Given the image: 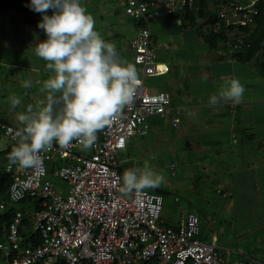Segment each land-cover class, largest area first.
I'll return each mask as SVG.
<instances>
[{"label": "built area", "instance_id": "1", "mask_svg": "<svg viewBox=\"0 0 264 264\" xmlns=\"http://www.w3.org/2000/svg\"><path fill=\"white\" fill-rule=\"evenodd\" d=\"M255 2L229 3L217 10L213 31L217 32L221 23L251 25L257 14ZM194 7L195 0H164L161 6L154 1L125 0L124 15L138 22L129 48L143 82L140 92L133 104L125 108L120 120L97 134L95 144L88 149L90 155L76 152L82 146L73 141L68 149L54 145L50 151L41 153L43 172L5 167V172L13 176L8 204H17L25 197L39 198L42 208L32 215V229L40 235V243L35 247L23 246L19 230L23 215L15 212L0 239L3 264H259L249 259L231 262L220 256L215 235L211 243L200 241L199 219L194 214H188L175 226H163L160 195L143 189L124 199L119 191L118 154L126 149L131 137L145 136L149 118H164L171 104L168 92L151 93L144 85L145 78L161 77L169 72L167 64L156 60L148 23ZM181 22L177 19L178 25ZM242 46L243 40L237 39L233 52ZM178 123V117L172 116V127L177 128ZM1 128L4 137L16 143L13 137L18 129ZM54 160L65 163L58 165ZM52 161L56 166L49 172L47 163ZM169 170L174 175V164ZM49 177L68 184L65 196L56 192ZM4 207L1 203L0 211ZM226 255L230 252L226 251Z\"/></svg>", "mask_w": 264, "mask_h": 264}, {"label": "rangeland", "instance_id": "2", "mask_svg": "<svg viewBox=\"0 0 264 264\" xmlns=\"http://www.w3.org/2000/svg\"><path fill=\"white\" fill-rule=\"evenodd\" d=\"M81 3L94 17L96 30L104 40L114 43L119 56L133 63V52L128 43L135 34V24L138 22L124 15V0H81ZM12 19H15L14 24ZM169 21L154 18L148 23L153 36L157 37V45H153L157 62H165L173 68L176 65L183 70L189 66L195 72L198 67L209 64L208 50L195 31L174 25L167 27ZM194 40L200 41L202 46L194 49L188 46ZM43 41L33 28L23 24L20 15L4 10L0 16V119L19 128L18 113L25 112L29 105L46 103V93H42L41 88L51 73L46 70V62L34 52L35 45ZM167 43L168 49L172 45L174 48L168 50L171 55L165 60L160 57L165 52L162 46ZM179 44L181 48L177 51ZM197 54L199 58L195 59ZM177 76L145 78L144 85L151 93L171 92L174 104L177 101L173 90L186 91L191 86L203 89L199 85L205 81L200 80L202 78L198 74L191 73L190 76L196 78L192 81H180ZM29 80L32 82L31 88L22 87V83ZM12 95L20 97L22 101L15 109L8 99ZM198 108L191 112L189 108L182 110L177 128L172 127V113L166 114L164 119L151 117L148 120V134L131 137L126 149L117 156L121 184L126 169L142 168L144 162L148 161L153 170L164 176V182L158 188H145L163 198L160 218L163 226H174L188 214H194L199 219V240L211 243L212 235H215L220 256L231 262L249 259L264 264V188L253 193L249 185L233 190L231 185L221 183L220 179L230 169L229 161L209 153L210 150H217V145H208L207 148L202 145L211 135V130L205 127L210 120ZM190 120L192 125H189ZM9 145L10 142L0 135V151ZM76 152L90 155V151L82 147L76 148ZM171 164H174V175L169 170ZM5 166L6 161L0 159V168ZM14 168L18 166L14 165ZM49 181L57 193L62 196L67 194L69 186L66 182L53 177H49ZM217 191L226 195L222 196ZM120 194L124 199L130 198V194ZM254 194L261 196L260 201L256 197L253 199ZM226 251L230 252L229 256ZM0 264H3L2 259Z\"/></svg>", "mask_w": 264, "mask_h": 264}, {"label": "clouds", "instance_id": "3", "mask_svg": "<svg viewBox=\"0 0 264 264\" xmlns=\"http://www.w3.org/2000/svg\"><path fill=\"white\" fill-rule=\"evenodd\" d=\"M30 9L41 13L37 27L47 39L34 47L35 55L46 62L50 77L43 82L46 103L29 105L17 114L21 127L13 137L16 145L8 154V167L44 171L42 152L54 145L60 149L73 146L92 148L97 134L122 118L140 92L142 80L135 64L123 60L116 45L104 40L96 30L94 17L81 0H31ZM51 10L52 14H46ZM209 104L224 101L239 104L244 86L238 79L222 77ZM24 81L22 87L31 88ZM13 109L22 103L20 97L9 98ZM164 176L148 161L142 168L126 169L119 191L124 195L158 188Z\"/></svg>", "mask_w": 264, "mask_h": 264}, {"label": "crops", "instance_id": "4", "mask_svg": "<svg viewBox=\"0 0 264 264\" xmlns=\"http://www.w3.org/2000/svg\"><path fill=\"white\" fill-rule=\"evenodd\" d=\"M167 20H171L167 23V27L174 25L179 28L177 21L174 23L175 21L172 19ZM12 22L14 24L15 19H12ZM200 41L208 50L207 61L210 63L198 67L196 72L189 66L183 70L176 65L173 68L167 64L169 72L166 75H179L181 78L177 77L180 81H192L196 78L190 75L196 73L199 75L198 77L202 78L200 80L205 81L199 85L203 89L198 90L195 86H191L186 91L184 89L173 90L172 92L176 97L175 101L178 102H176L177 105L172 102L171 92H168L171 97L168 113H172L171 117L177 116L180 122L179 113L182 110L185 111L189 108L188 110L191 112L194 108L199 107L198 111L210 120L208 124H205L206 129L211 130L210 137L202 145L205 148L208 145H217L218 149L210 150L209 153H215L218 159L230 162H228L230 169L220 179L221 183L231 185L233 190L243 185H249L253 189V193L260 192L261 188H264V75L258 71L253 60L241 62L232 58V47L219 44L216 49H210L207 44L202 40ZM200 41L194 40L188 46L193 47V49L197 46L201 47ZM156 43L157 37L154 44L157 45ZM176 48L179 51L181 44L177 45ZM169 49L168 43L162 46V50L165 52H162L161 59L170 58ZM155 56L157 59L158 56L156 54ZM194 58L198 59V54ZM191 70L192 72H190ZM222 77L238 79L244 86L245 92L241 103L224 101L216 106L209 104L210 96L219 90ZM164 118L159 117V119ZM189 125H192V120H190ZM255 197L256 200L261 199L259 194H254L253 199Z\"/></svg>", "mask_w": 264, "mask_h": 264}, {"label": "trees", "instance_id": "5", "mask_svg": "<svg viewBox=\"0 0 264 264\" xmlns=\"http://www.w3.org/2000/svg\"><path fill=\"white\" fill-rule=\"evenodd\" d=\"M140 1H154L161 6L164 0ZM246 2L247 0H195V7L193 9L186 10L182 14H175L166 19H157H161L163 21L172 19L175 21L174 23H176L177 19H181L182 22L179 25V28L193 29L198 37L205 44H207L210 49H216L219 44L231 48L233 43L237 39L241 38L243 40V46L240 50L231 54L232 58L241 62H251L253 60L258 71L264 75V0H256L254 9L257 11V14L255 15L251 25L240 27L235 25L226 26L224 23H221L218 31H213V28L217 23L215 19V13L217 10L227 6L229 3ZM30 3L31 0H0V16L3 14L4 10H9L20 15L25 26L33 28L41 40H46L47 37L44 32L37 27L43 14L32 11L29 7ZM46 14L51 15V10H49ZM155 39L156 37L153 36V45ZM2 126H12L19 129V127L15 126L13 123L0 119V135L3 137ZM15 145L16 143L10 142V145L5 150L0 151V159L2 161H6V166L8 165V154ZM55 162H57L58 165L65 163L64 161ZM55 162L49 166L47 165L49 172L53 171V166H56L54 164ZM5 167L0 168V204H5L4 209L0 211V239L4 236L15 212L20 211L23 215L21 228L19 229L20 235L23 238V246L35 247L40 243V235L32 229V215L35 211L42 208V200L39 198L25 197L17 204H8V190L13 182V176L12 174L5 172Z\"/></svg>", "mask_w": 264, "mask_h": 264}]
</instances>
